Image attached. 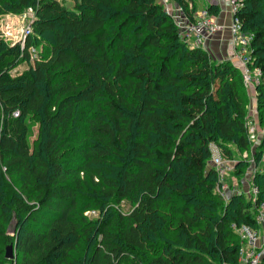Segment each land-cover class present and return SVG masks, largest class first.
<instances>
[{"label": "trees", "instance_id": "16d2710c", "mask_svg": "<svg viewBox=\"0 0 264 264\" xmlns=\"http://www.w3.org/2000/svg\"><path fill=\"white\" fill-rule=\"evenodd\" d=\"M171 1L193 16L196 0ZM75 2L0 0V15L37 16L24 49L0 37V264H238L232 225L255 226V211L246 195L217 193L209 146L241 159L243 177L253 143L241 68L187 45L160 0ZM238 16L264 128V0ZM263 154L264 136L256 165ZM254 183L264 201V172Z\"/></svg>", "mask_w": 264, "mask_h": 264}, {"label": "built area", "instance_id": "2783aa9c", "mask_svg": "<svg viewBox=\"0 0 264 264\" xmlns=\"http://www.w3.org/2000/svg\"><path fill=\"white\" fill-rule=\"evenodd\" d=\"M216 1L221 4L224 3L225 8L228 9L231 17L230 23L220 24L217 14H213L209 8L195 11L191 17L183 7L171 0H160V4L163 6L165 13L170 15L175 22L181 39L189 46L205 49L207 41L223 34L225 31H229L231 42L236 49V55L232 60L241 62L242 77H244L247 91L254 89L256 93V86L261 83L262 73L258 68H251V42L253 36L245 32L238 16V11L243 6L244 0ZM251 109L247 119L249 139L253 144H258L259 127L258 122L255 120L257 109L256 107ZM209 151L210 165L215 168L218 176L215 190H217L220 197L227 203L228 199L233 196L242 197L246 195L255 211V226L248 224L232 225L233 230L241 239L238 264H264V201L259 202L260 189L254 183L256 175L260 172L253 157L255 148L253 147L252 152H245L241 156L250 163L242 178L236 174L238 166L242 162L241 159L225 157L223 150L215 142L210 144ZM262 157L264 161V154ZM90 213L97 215L96 212H87V214Z\"/></svg>", "mask_w": 264, "mask_h": 264}, {"label": "rangeland", "instance_id": "374dc122", "mask_svg": "<svg viewBox=\"0 0 264 264\" xmlns=\"http://www.w3.org/2000/svg\"><path fill=\"white\" fill-rule=\"evenodd\" d=\"M36 1H39V0H36ZM60 1L66 3L67 7L71 8V9H73L76 6L75 0H60ZM5 2L14 4V2H16V0H5ZM20 8L22 9V12H18V13H14V14H13V12L12 13L8 12L6 14L0 15V37L2 39H4L5 41H7L10 45H13V46L19 45L21 49H24L27 45V42H26L27 39L33 33V25L37 20L36 19L37 16L35 13V9L32 6H30L29 8H26V9L23 6H20ZM197 8H199V7H197ZM204 9H206V8H204ZM204 9L199 8L198 11H201ZM217 61L223 62V61H219V60H217ZM239 65L241 66V63ZM18 68H19L20 72H23L27 69L26 64H23V65L19 66ZM256 103H257V101L255 103H253V102L249 103L248 108H247V109H249V112H251V110H252L251 108L256 107ZM255 120H256V122H259L258 114L255 115ZM28 124H29V131H31V135L29 137V145H30V147H32V149H34V145H36L38 142L40 131L38 129V123L35 120H30V122L28 121ZM258 127H259V137H258V143H259L260 138L262 140V138L264 136V128L261 127L260 125H258ZM256 166L259 168L260 172H264V161H263V159H261L259 161L258 165H256ZM208 167L211 168L210 165H208ZM86 215H88L89 218L93 219V220H95L94 218H97L99 216V215L95 216L92 213H90V214L86 213ZM14 222L16 223L15 217L12 219V221L8 225V228L9 229L11 228L10 230L8 229V234L10 236L16 238L15 231H12L14 229ZM15 241L16 240H13L11 243L15 244Z\"/></svg>", "mask_w": 264, "mask_h": 264}, {"label": "crops", "instance_id": "0c3cea01", "mask_svg": "<svg viewBox=\"0 0 264 264\" xmlns=\"http://www.w3.org/2000/svg\"><path fill=\"white\" fill-rule=\"evenodd\" d=\"M175 3L178 4L177 2ZM191 6H192L191 9L194 8V11H198L199 8L204 9L214 6L216 11L215 14H217L218 22L220 24L230 23L231 17L230 14L228 13V9L225 8L224 3L221 4L216 0H196L193 4H191ZM205 49L209 50L214 56V58L219 61L231 60L236 52V49L231 42V35L229 31H225L223 32V34L216 36L213 40L207 41V43L205 44ZM235 64L237 67H239V62L238 63L235 62ZM248 93L251 94L250 97L256 96L254 89H251ZM251 102L255 103L256 100L252 99Z\"/></svg>", "mask_w": 264, "mask_h": 264}, {"label": "water", "instance_id": "95a60500", "mask_svg": "<svg viewBox=\"0 0 264 264\" xmlns=\"http://www.w3.org/2000/svg\"><path fill=\"white\" fill-rule=\"evenodd\" d=\"M16 227H17V225L14 222V229L12 231H15V233H17V228ZM6 258L9 259V260H14L16 258V255H15V245L14 244H11L10 246H8L7 252H6Z\"/></svg>", "mask_w": 264, "mask_h": 264}, {"label": "bare ground", "instance_id": "6f19581e", "mask_svg": "<svg viewBox=\"0 0 264 264\" xmlns=\"http://www.w3.org/2000/svg\"><path fill=\"white\" fill-rule=\"evenodd\" d=\"M214 38H215V37H214ZM214 38H212L211 40H213ZM211 40H210V41H211ZM191 46H192V45H191ZM193 47H194V46H193ZM198 48H199V47H198ZM200 48H202V47H200ZM235 55H236V52H235ZM235 55H234V56H235ZM234 56H233V57H234ZM233 57H232V59H233ZM232 59H231L230 61L234 62ZM235 62L238 63V61H235ZM235 62H234V63H235ZM240 63H241V62H239V64H240ZM235 65H236V64H235ZM239 68H241L240 65H239ZM250 95H251V94H250ZM252 99H255V100H256V97H252V96H251V100H252ZM259 142H260V141H259ZM218 145H219V144H218ZM257 145H258V144H253V147L255 146L254 148L256 149V148H257ZM219 146H220V145H219ZM221 149H222V148H221ZM223 153H224V152H223ZM244 153H245V152H244ZM242 154H243V153H242ZM224 155H225V154H224ZM241 156H242V155H241ZM225 157H227V156H225ZM214 169H215V168H214Z\"/></svg>", "mask_w": 264, "mask_h": 264}]
</instances>
